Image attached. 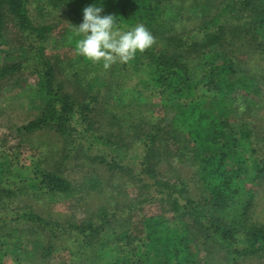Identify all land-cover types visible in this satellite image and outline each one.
Returning a JSON list of instances; mask_svg holds the SVG:
<instances>
[{
	"label": "trees",
	"instance_id": "obj_1",
	"mask_svg": "<svg viewBox=\"0 0 264 264\" xmlns=\"http://www.w3.org/2000/svg\"><path fill=\"white\" fill-rule=\"evenodd\" d=\"M171 1L47 0L46 6L53 10L58 9L59 4H68V9L74 13L67 18L69 25L77 24L78 18L82 23L83 9L95 5L103 8L101 15H115L121 30L143 23L155 37L154 45L114 68L115 74L119 72L118 77L132 78L133 90L141 99L156 95L162 113L159 118H149L151 115H143L142 110L136 111L139 119L126 122L124 126L125 131L133 130L135 135L131 146L126 147L123 143L117 145L113 134L103 130L96 134L94 117L89 116V113L94 114L95 107L90 104L96 102L98 92H92L98 89L92 87L100 85L95 78L88 85V101L77 107L68 94L52 88V66L45 54V41L55 25L33 22L30 0H0V38L8 22H13L17 32L27 41L26 49H21L22 54L31 60V66L24 61L11 66L0 65V79L16 69L35 72L34 67H39L35 90L41 111L19 129L20 133L52 129L59 135L78 134L82 143L85 142L82 144L86 146L85 155L91 152L92 159L111 169L123 164L128 173L137 170L135 189L140 191L138 194L146 195L127 206V210L109 211L106 204H100L91 214L95 218L78 223L59 224L46 220L24 205L13 220L23 219L35 224L25 228L27 232L17 234V245H23L31 253L27 264H37L36 257L40 260L51 258L65 243L69 246L67 251L72 262L74 259L92 262L96 255L100 256L99 262L104 258L106 264H200L203 254L210 258L223 255L227 264L249 257L261 258L264 223L250 215L253 191L244 181H253L260 175L264 163L255 156L247 159L240 154L241 146L255 153L249 139V125L241 126L238 135H230L227 119L222 116L238 112L240 105L235 97L238 89H252L249 91L252 94L258 89L251 87L252 79L235 76L230 60H225L228 55L221 57L216 46L224 36L226 41L230 35L235 40L247 37L256 48L251 54H264V0H227L209 20L203 18V12L199 27L187 33L171 23L175 20L166 12ZM62 9L63 6L59 8ZM69 25L65 29L72 39L67 44L76 49L79 37ZM211 25L216 26L212 29ZM65 143L66 157L81 144H73L72 140ZM113 152L117 155L112 157ZM166 158L190 163L196 182L205 191L204 198L190 195L179 175L170 179L164 176L158 164ZM226 158L234 165L231 169L226 166ZM9 165V158L0 162V180L10 178ZM243 167L251 171L250 179L237 178ZM38 169V165H32L29 175L14 173L10 179L34 191L39 189L38 185L66 195L74 190L61 172ZM18 176L21 177L17 180ZM17 189L22 193V188ZM1 195L11 196L12 190L3 187ZM151 202L163 206V213L144 214L136 222L130 221L129 228L120 230L128 218L124 222L119 218L127 216L133 205ZM5 247L0 249V264L10 253V246ZM82 253L85 254L83 258Z\"/></svg>",
	"mask_w": 264,
	"mask_h": 264
},
{
	"label": "rangeland",
	"instance_id": "obj_2",
	"mask_svg": "<svg viewBox=\"0 0 264 264\" xmlns=\"http://www.w3.org/2000/svg\"><path fill=\"white\" fill-rule=\"evenodd\" d=\"M30 2L29 11L33 22L55 25L45 41V54L52 66L54 82L52 88L68 94L77 107L79 103L88 101V96H90V94L86 95L89 90L88 85L90 80L95 78L100 85L92 87L98 88L97 90L92 89V92H98L96 102L90 104L95 107L94 114L89 113V116L94 117L96 134H99L101 130L106 131L109 135L115 136L113 138L117 145L123 143L126 147L131 146L135 135L133 130L125 131L126 122H136L140 117L136 112L138 110H142L143 115H151L149 118H159L160 114L162 115L159 98L152 95L151 98L141 99L133 90L132 78L118 77L119 72L115 74L114 68L117 64L123 63L117 62L110 68L104 69L102 63L97 64L84 60L72 45L67 44L72 39L71 33L67 35L65 29L70 23L67 18L74 13L68 9L66 2L59 4L63 6L61 11L59 10L61 6L56 10H53L51 6H46L47 0H30ZM226 3L227 0H172L166 12L175 20L174 22L171 20V23L181 28L183 33H187L199 27L200 16L203 12V18L209 20L212 14L218 12ZM8 23L0 38V65L11 66L12 63L22 64L24 61L31 66V60L24 56L26 54H22L26 49L27 41L17 32L13 22ZM79 23L78 18V23H72L69 29H74V25L78 26ZM215 26L211 25V28L214 29ZM61 33H63L62 38ZM246 38L235 40V37L230 35L226 37V41L224 36V39L216 46V49L220 50L217 54L221 57L228 55L225 60H230L229 65L234 69L235 76L241 79H252L251 87L257 88L258 92L252 94L249 92L252 89L249 91L238 89L235 95L236 103L240 105L238 112L222 116L227 119L229 125L227 132L230 135H238L241 126L249 125L251 128L249 139L255 148V153L252 154L249 147L241 146L239 147L240 154L247 159L255 156L264 163V54H251L256 48ZM34 68L39 70V67ZM37 70L32 72V69L30 72V69H16L0 79V162L5 158L10 159L8 172L10 178L14 173L29 175L30 167L35 164L39 166L40 171L57 170L71 182L74 190L66 195L50 192L43 185H38L39 189L34 191L22 187L19 182L13 183L10 178L0 180V189L7 187L12 190L11 196L1 195L0 197V249L6 248L5 245L10 246V253L4 256L2 264H27L28 260H31L29 250L21 244L17 245V234L25 232V228H32L35 224L23 219L16 222L13 220L24 205L30 206L41 218L65 224L68 221L78 223L95 218L91 214L100 204H106V210L109 211L127 210V206L137 203L146 196L145 193L138 194L140 191L135 189L137 170L128 173L127 167L123 164H120L119 168L111 169L104 163L92 159L91 152L88 153L90 156L85 155L86 146H82L85 142L82 143L78 134L59 135L52 129L28 134L20 133L19 129L28 121L35 119L41 111L40 99L35 90ZM111 74L112 77L109 78ZM118 138H122L123 141H119ZM70 140L73 144L78 142L81 144L70 151L66 157L64 145L66 146L65 142ZM68 149L70 150L69 147ZM79 149L80 151L77 152ZM114 155L117 153L113 152L112 157ZM173 159L166 158L158 164L164 176L170 179L179 175L187 185L186 188L190 195L194 198H204L205 191L196 182L190 163L188 161L177 163ZM245 162L250 164L249 161ZM225 163L231 169L233 165L231 159L226 158ZM243 168L237 178L239 180L250 179L251 171ZM256 176L253 181L244 182L246 187L253 191L250 215L254 220L264 223V171ZM19 177L21 176L16 179L18 180ZM17 188H22V193ZM154 212L163 213V206L155 202L133 205L127 216L124 214L119 218L120 222L128 218L120 230L129 228L130 221L136 222L141 219L142 215ZM61 248L54 252L51 258L40 260L36 257L35 262L37 264H106L104 258L102 259L104 263L99 262L100 256L98 255L92 262L90 259L88 262L75 259L72 262L68 256V244H61ZM214 248L217 247L214 245ZM83 256H85L84 253H82V258ZM203 258L200 264H227L223 255L210 258L207 254H203ZM232 264H264V252L261 258L249 257L245 261Z\"/></svg>",
	"mask_w": 264,
	"mask_h": 264
},
{
	"label": "clouds",
	"instance_id": "obj_3",
	"mask_svg": "<svg viewBox=\"0 0 264 264\" xmlns=\"http://www.w3.org/2000/svg\"><path fill=\"white\" fill-rule=\"evenodd\" d=\"M102 7L95 5L83 9V22L74 25L78 55L93 63H102L104 69L114 63H127L137 52L143 53L155 44L151 31L143 23L121 30L113 14L101 15Z\"/></svg>",
	"mask_w": 264,
	"mask_h": 264
}]
</instances>
